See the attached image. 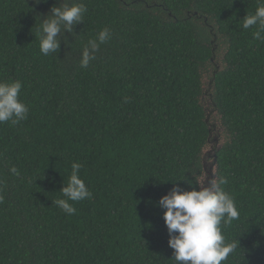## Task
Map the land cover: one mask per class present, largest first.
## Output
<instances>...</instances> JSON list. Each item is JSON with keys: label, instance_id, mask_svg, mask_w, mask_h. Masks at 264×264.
I'll use <instances>...</instances> for the list:
<instances>
[{"label": "trees", "instance_id": "16d2710c", "mask_svg": "<svg viewBox=\"0 0 264 264\" xmlns=\"http://www.w3.org/2000/svg\"><path fill=\"white\" fill-rule=\"evenodd\" d=\"M61 2L0 0V80L21 81L29 109L0 123V264H175L158 202L199 190L209 112L239 211L223 264H264V40L242 20L258 0H68L84 21L45 56L41 19ZM77 162L92 197L67 215L53 201Z\"/></svg>", "mask_w": 264, "mask_h": 264}, {"label": "clouds", "instance_id": "9594fccd", "mask_svg": "<svg viewBox=\"0 0 264 264\" xmlns=\"http://www.w3.org/2000/svg\"><path fill=\"white\" fill-rule=\"evenodd\" d=\"M87 7L84 3H69L62 0L54 5L46 18L41 19L39 29V48L41 54L47 56L58 53L61 38L65 33H74V26L84 21ZM245 30L256 26L253 33L256 40H264V0H258V7L254 14H248L242 19ZM112 33L108 27L90 38L83 48L80 66L87 68L95 60L100 45L111 39ZM36 37V35H35ZM66 41V37H65ZM23 84L19 80L6 82L0 80V123L11 122L16 125L26 120L28 106L20 100ZM80 163L72 164V171L67 184L60 190L62 199L53 203L65 214L73 215L76 212L73 203L92 197V192L80 177ZM10 171L18 174L13 166ZM227 178L219 181L213 178L210 182L200 181L190 183L198 185L192 190H183L173 183L171 191L158 202L166 209L164 220L170 236L169 246L174 250L175 264H223L229 255L237 248V243L226 242L221 224L231 223L239 218V211L234 197L221 186L227 184Z\"/></svg>", "mask_w": 264, "mask_h": 264}, {"label": "water", "instance_id": "95a60500", "mask_svg": "<svg viewBox=\"0 0 264 264\" xmlns=\"http://www.w3.org/2000/svg\"><path fill=\"white\" fill-rule=\"evenodd\" d=\"M212 111L213 110H211V112ZM214 111L216 112L217 109H214ZM209 118H210V112L208 113L206 120L209 123V127H210L209 142L211 143V146L205 153L204 159H203L204 175H203L202 184L205 181L210 182L213 178H215L216 180L218 178L217 150L220 149V145L218 143L217 137H215L214 139L211 138L213 135V131L216 130V127L214 124H211L209 122Z\"/></svg>", "mask_w": 264, "mask_h": 264}]
</instances>
